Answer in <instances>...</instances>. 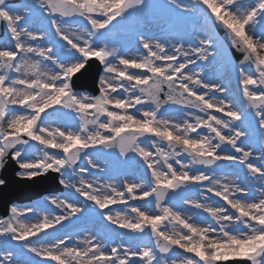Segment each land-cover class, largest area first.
<instances>
[{
  "label": "snow or ice",
  "instance_id": "snow-or-ice-1",
  "mask_svg": "<svg viewBox=\"0 0 264 264\" xmlns=\"http://www.w3.org/2000/svg\"><path fill=\"white\" fill-rule=\"evenodd\" d=\"M0 27V172L60 189L0 176V264H264V0H0Z\"/></svg>",
  "mask_w": 264,
  "mask_h": 264
},
{
  "label": "rangeland",
  "instance_id": "rangeland-1",
  "mask_svg": "<svg viewBox=\"0 0 264 264\" xmlns=\"http://www.w3.org/2000/svg\"><path fill=\"white\" fill-rule=\"evenodd\" d=\"M56 195H58V194H56Z\"/></svg>",
  "mask_w": 264,
  "mask_h": 264
}]
</instances>
